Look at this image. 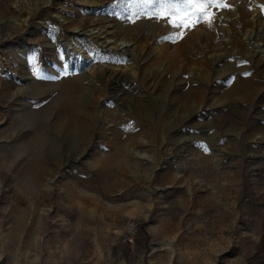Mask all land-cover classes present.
<instances>
[{
  "label": "rangeland",
  "instance_id": "rangeland-1",
  "mask_svg": "<svg viewBox=\"0 0 264 264\" xmlns=\"http://www.w3.org/2000/svg\"><path fill=\"white\" fill-rule=\"evenodd\" d=\"M92 1L0 0V264H264V0Z\"/></svg>",
  "mask_w": 264,
  "mask_h": 264
},
{
  "label": "bare ground",
  "instance_id": "bare-ground-1",
  "mask_svg": "<svg viewBox=\"0 0 264 264\" xmlns=\"http://www.w3.org/2000/svg\"><path fill=\"white\" fill-rule=\"evenodd\" d=\"M86 2H88L89 4H92V5L95 4V2L92 0H86ZM44 5L47 6V5H49V3L45 2ZM55 17H56V19L61 21L63 24L66 23V19L64 18V16L59 15V14H55ZM72 32H74V33L77 32L79 34L85 35L88 40L101 41V44H103V45L104 44L110 45V43H112L109 47L111 49H115V50L120 49V50L126 51L128 49V47L130 46V43L127 40L112 41L111 39L108 38L107 34L104 33L103 30H101L100 28H89L85 31H81V29L79 27H73ZM249 38H251V36ZM59 41H60V44L63 48V54L66 57L69 65H73V67L76 70H81L83 73H85V74L87 73L86 75L89 78H93L95 73H96L95 69L92 67H90V68L86 67V63H87V60L89 57L82 51L77 53L78 49L76 48V46L73 43H71L70 41H67L66 39H64L62 37V35L59 37ZM256 47H257L256 44L253 43V48L256 49ZM134 155L137 158H141V159L145 158L147 156L146 153L137 152V151L134 152ZM53 182H54V177H50L47 180V185L51 186ZM170 243H171V240H168L164 246L169 247Z\"/></svg>",
  "mask_w": 264,
  "mask_h": 264
},
{
  "label": "built area",
  "instance_id": "built-area-1",
  "mask_svg": "<svg viewBox=\"0 0 264 264\" xmlns=\"http://www.w3.org/2000/svg\"><path fill=\"white\" fill-rule=\"evenodd\" d=\"M4 60V58H3ZM141 230V223L135 217H128L122 224L121 241L124 245L133 248Z\"/></svg>",
  "mask_w": 264,
  "mask_h": 264
},
{
  "label": "crops",
  "instance_id": "crops-1",
  "mask_svg": "<svg viewBox=\"0 0 264 264\" xmlns=\"http://www.w3.org/2000/svg\"><path fill=\"white\" fill-rule=\"evenodd\" d=\"M20 97H21V99H22V101H23L24 95L21 94ZM22 105H23V104H22ZM5 106H6L5 103H1V104H0V112H2L3 110H5V109H4ZM0 114H1V113H0ZM0 117H1V116H0ZM168 240H169V239H167L165 242H163V243L159 246V248H160V249H162V248H170V246L172 245V240H171V243H170V246H169V247H168V246H164L165 243H167ZM262 251H264V249H262ZM172 252H173V249H172Z\"/></svg>",
  "mask_w": 264,
  "mask_h": 264
}]
</instances>
